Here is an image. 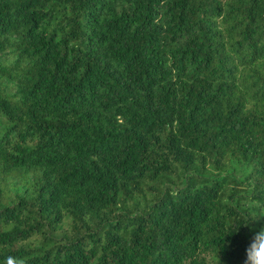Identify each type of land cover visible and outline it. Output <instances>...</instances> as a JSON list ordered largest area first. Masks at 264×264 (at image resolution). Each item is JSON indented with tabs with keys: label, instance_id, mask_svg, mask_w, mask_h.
Wrapping results in <instances>:
<instances>
[{
	"label": "trees",
	"instance_id": "16d2710c",
	"mask_svg": "<svg viewBox=\"0 0 264 264\" xmlns=\"http://www.w3.org/2000/svg\"><path fill=\"white\" fill-rule=\"evenodd\" d=\"M257 216L264 0H0V264H244Z\"/></svg>",
	"mask_w": 264,
	"mask_h": 264
},
{
	"label": "clouds",
	"instance_id": "9594fccd",
	"mask_svg": "<svg viewBox=\"0 0 264 264\" xmlns=\"http://www.w3.org/2000/svg\"><path fill=\"white\" fill-rule=\"evenodd\" d=\"M255 219L253 220L255 221ZM241 225L249 227L248 222H245L238 225L235 231H238L239 226ZM5 264H25V261L20 257L9 256L6 258ZM244 264H264V226H262L257 232H254L253 240L250 243V246L246 249Z\"/></svg>",
	"mask_w": 264,
	"mask_h": 264
}]
</instances>
